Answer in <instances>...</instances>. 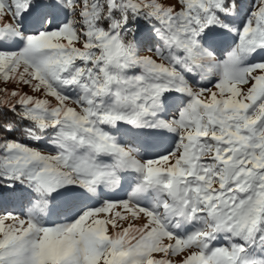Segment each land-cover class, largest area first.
Here are the masks:
<instances>
[{"label": "snow or ice", "instance_id": "1", "mask_svg": "<svg viewBox=\"0 0 264 264\" xmlns=\"http://www.w3.org/2000/svg\"><path fill=\"white\" fill-rule=\"evenodd\" d=\"M0 264H264V0H0Z\"/></svg>", "mask_w": 264, "mask_h": 264}, {"label": "rangeland", "instance_id": "2", "mask_svg": "<svg viewBox=\"0 0 264 264\" xmlns=\"http://www.w3.org/2000/svg\"><path fill=\"white\" fill-rule=\"evenodd\" d=\"M169 2H172V0H169ZM3 86V84L2 83H0V87H2Z\"/></svg>", "mask_w": 264, "mask_h": 264}]
</instances>
